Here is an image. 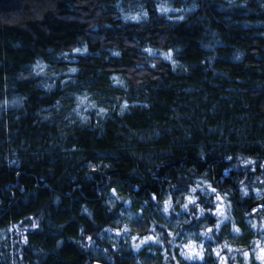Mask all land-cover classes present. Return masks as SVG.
I'll return each instance as SVG.
<instances>
[{
  "label": "trees",
  "instance_id": "16d2710c",
  "mask_svg": "<svg viewBox=\"0 0 264 264\" xmlns=\"http://www.w3.org/2000/svg\"><path fill=\"white\" fill-rule=\"evenodd\" d=\"M261 248L264 0H0V264Z\"/></svg>",
  "mask_w": 264,
  "mask_h": 264
},
{
  "label": "snow or ice",
  "instance_id": "6c2138e0",
  "mask_svg": "<svg viewBox=\"0 0 264 264\" xmlns=\"http://www.w3.org/2000/svg\"><path fill=\"white\" fill-rule=\"evenodd\" d=\"M145 15H146V14H145ZM133 18H134V19H139L140 17H133ZM85 50H86V49H85ZM75 51H80V49H76ZM73 71H75V69H73ZM101 111L103 112L104 110L102 109ZM114 191H115V190H114ZM193 191H195V189H193ZM211 192H212V193H216V189H215V188H212V189H211ZM245 194H247V189H245ZM187 199H188V202H189V203H192V204H195V203H196V197H193V196L189 195V196L187 197ZM222 199H223V197H221V196H219V195L216 196V200H217V201H220V200H222ZM165 203H166V205L168 204L167 201H166ZM183 207H184V208H187V207H188V204H187V203L184 204ZM167 210H168V208L166 207V208H165V211H167ZM203 211H204V209H201V213H203ZM216 212H217V214L223 215V212H222V206L218 205L217 208H216ZM216 227H219V224H217ZM234 231L239 232V228H234ZM211 232H212V228H208L205 234H208V233H211ZM88 239L91 240V237H89ZM134 239H135V238H134ZM193 243H194V242H193ZM185 247H189V248H191V245H185ZM200 247H201V252H194V254L197 255V256H200V257L202 258V246H200ZM193 251H194V249H193ZM260 253H261V254H260V256L258 257V259L264 261V248H261V249H260ZM217 255L219 256L220 253L217 252ZM245 255L247 256L248 253H245Z\"/></svg>",
  "mask_w": 264,
  "mask_h": 264
},
{
  "label": "clouds",
  "instance_id": "9594fccd",
  "mask_svg": "<svg viewBox=\"0 0 264 264\" xmlns=\"http://www.w3.org/2000/svg\"><path fill=\"white\" fill-rule=\"evenodd\" d=\"M240 55H242V53H241ZM238 58H239V57H238Z\"/></svg>",
  "mask_w": 264,
  "mask_h": 264
}]
</instances>
